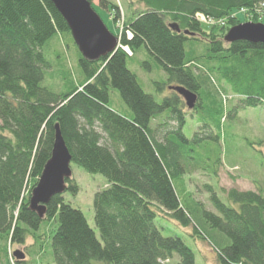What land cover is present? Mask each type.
Returning <instances> with one entry per match:
<instances>
[{"label": "trees", "instance_id": "16d2710c", "mask_svg": "<svg viewBox=\"0 0 264 264\" xmlns=\"http://www.w3.org/2000/svg\"><path fill=\"white\" fill-rule=\"evenodd\" d=\"M124 2L130 12L116 34L119 48L89 61L51 0H0V264L27 261L15 259L10 248L24 245L29 236L40 248L30 252L27 264L49 258L50 249L52 264H196L182 237L163 235L155 223L160 214L207 241L218 264H264V195L236 187L218 186L217 192L204 184L214 210L201 209L184 178L201 171L218 182L221 155L210 165L200 158L207 150L201 142L220 139L213 128H221L237 109L264 105V44L225 40L242 23L237 13L262 21L264 0ZM100 6L114 14L113 22L121 19L122 0H100ZM205 21L214 25L206 30ZM66 34L78 50L81 75L77 83L61 76L54 90L42 84L51 68L44 46ZM143 46L165 72L156 84L166 94L147 92L128 66ZM142 66L151 69L147 61ZM170 86L198 95L192 116L201 110V127L192 139L183 132L186 102ZM112 88L129 113L111 106ZM232 98L236 107L229 109ZM56 125L72 155L71 167L75 163L107 180L93 201L100 238L84 212L66 201V193L79 192L72 176L42 218L29 208L52 155Z\"/></svg>", "mask_w": 264, "mask_h": 264}, {"label": "rangeland", "instance_id": "374dc122", "mask_svg": "<svg viewBox=\"0 0 264 264\" xmlns=\"http://www.w3.org/2000/svg\"><path fill=\"white\" fill-rule=\"evenodd\" d=\"M113 1L118 2L119 0ZM134 1L137 2V0ZM93 4L109 30L115 35L120 33L124 25V18H126L130 12L127 2L122 0L123 8L120 7L122 16L117 23L113 22L114 14H111L110 11L100 6V0H93ZM137 8L141 10L144 9V7L139 4ZM262 13L264 14V10ZM237 16L242 23L248 20L244 12L237 13ZM205 22L207 23V25H205L206 30L210 29L208 24L214 25L211 21ZM261 23H264V15L262 16ZM189 45L190 43L188 42L186 45L188 51ZM44 53L51 64V68L46 70L45 73V79L42 83L44 86L57 90V83H60L61 76L63 75L72 78L75 83L78 82V77L81 75L79 53L70 35L66 34V38H63L61 35L54 36L44 46ZM144 61H147L151 65L150 70L142 66ZM128 66L137 74L140 84L147 92L159 96L167 93V91L160 92L156 84L164 80L166 76L165 72L162 70L161 64L157 58L154 57L145 46L141 47L135 54L128 58ZM220 87L224 90L221 91L224 92L229 99L232 94L228 90V87L225 84H222ZM110 95L111 106L113 108L123 113H129V110L121 100L119 92L116 89L112 88ZM229 102V109H234L237 102L235 98H232ZM184 109L187 111L188 116L183 127V132L189 139H192L201 127V110L195 113L196 116L194 117L192 116L194 108L190 109L185 105ZM237 110L238 111L233 113L227 121L221 124V128H213L216 134H220V139H205L201 142L202 146H205L207 150L203 149L200 158H208V163L210 165L215 162L218 153L221 155L223 166L219 169V181L217 182L216 177L209 178L203 175L201 171H196L194 174H184L190 192L194 194V198L197 201L202 202V206H199L201 209L214 210L210 201L211 192L206 187L203 188L204 184L211 185L217 192L218 186L225 189L236 187L240 190L257 191L264 195V105ZM166 114L168 113L165 112L161 116H165ZM156 121H158V119H156ZM156 121L155 123H158ZM72 178L79 185V192L76 195L66 193V201L84 212L90 225L95 229L97 236L100 238L99 230L94 221L93 201L95 193L107 186V180L102 174H90L75 163H72ZM155 223L160 228L163 235L182 237L194 250L196 254V264H218L217 252L207 241L193 236L190 229L184 228L173 218L161 214L157 216ZM52 224L53 223L47 224V227ZM42 230L43 229H40L38 233L43 234ZM38 243L39 241L29 236L24 245H13L10 248L11 254L17 259L15 251H21L25 255V260H27L23 262V264L32 262L30 252L32 253V250L40 246ZM47 249L48 247L46 245L41 247V251L43 252ZM48 255L51 259L45 257L38 264H52L51 249ZM91 264L104 263L99 260H92Z\"/></svg>", "mask_w": 264, "mask_h": 264}, {"label": "water", "instance_id": "95a60500", "mask_svg": "<svg viewBox=\"0 0 264 264\" xmlns=\"http://www.w3.org/2000/svg\"><path fill=\"white\" fill-rule=\"evenodd\" d=\"M68 23L72 37L82 56L89 61L108 57L119 48L120 39L109 30L90 0H51ZM172 28L177 26L170 25ZM227 42L247 40L264 44V23L247 21L233 26L225 36ZM185 100L188 108L195 107L198 95L183 86H170ZM72 155L56 125L55 142L51 158L47 161L38 184L31 192L29 208L42 218L53 196L65 191L66 179L72 176ZM17 259H24L15 251Z\"/></svg>", "mask_w": 264, "mask_h": 264}]
</instances>
